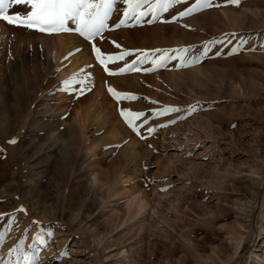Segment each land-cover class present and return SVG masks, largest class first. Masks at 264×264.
Segmentation results:
<instances>
[{
    "label": "rangeland",
    "instance_id": "obj_1",
    "mask_svg": "<svg viewBox=\"0 0 264 264\" xmlns=\"http://www.w3.org/2000/svg\"><path fill=\"white\" fill-rule=\"evenodd\" d=\"M194 3L174 5L151 24L148 16L140 26L129 21L116 28L126 7L119 0L108 28L92 41L75 31L46 34L14 25L22 37L4 42L0 33V77L28 44L23 38L79 37L90 46H75L76 54L87 51L93 61L79 63L87 68L78 78L91 77L83 95L79 84L65 91L54 74L18 99L9 89L0 106V264H18L13 249L21 245L38 264H264V243L256 247L254 235L233 255L242 233L264 225L256 207L264 175V0L239 6L214 0L221 6L179 18ZM113 33L120 36L109 38ZM100 37L106 40L96 44ZM93 45L105 55L134 54L109 62L115 73L109 75ZM184 47L201 62L180 67L173 60L155 71L119 74L140 51ZM22 63L43 74L44 58L30 52ZM109 88L136 99L117 101ZM169 107L180 111L152 116ZM122 109L145 114L136 121L140 135ZM135 197L145 204L129 212ZM128 213L143 214L134 220Z\"/></svg>",
    "mask_w": 264,
    "mask_h": 264
},
{
    "label": "snow or ice",
    "instance_id": "obj_2",
    "mask_svg": "<svg viewBox=\"0 0 264 264\" xmlns=\"http://www.w3.org/2000/svg\"><path fill=\"white\" fill-rule=\"evenodd\" d=\"M186 0H123L126 6L123 10V18L115 25L116 28L129 26V21H134L131 26H140L145 20V17L151 16L147 23L159 21L162 14L168 12L174 5L185 3ZM241 0H227L228 4L239 6ZM119 0H0V21H4L9 25L17 27H24L30 30H35L46 34H59L75 31L81 37L88 41L94 40L108 28V20L113 14L115 6ZM14 5H23L30 9L26 14L15 13L10 14L9 9ZM221 5L215 4L214 0H195V3L187 8L185 11L179 13V18L187 17L199 11L211 8L220 7ZM226 6V5H224ZM176 17H174V20ZM75 24L73 30L68 26L69 22ZM235 36V34H226ZM241 39V44L245 43ZM215 43V41L213 42ZM120 48L119 44L115 45ZM239 47L233 48L232 53L235 54ZM97 61L104 66L105 71L109 75L115 73L109 72L107 64L109 62L123 61L126 57L133 55L132 51L123 50L117 55H105L101 53L100 49L93 45ZM192 50L184 47L180 49H156L151 52L140 51L137 58L131 63L126 64L123 68L119 69V74L131 72H151L160 68H165L170 61L176 60L180 67L194 66L201 62L200 56L189 55ZM203 55H207L205 51ZM150 63L151 68L142 69L141 65ZM91 77L85 76L78 78L73 76L71 79L64 81V90L68 92L74 91V85H81L79 94L83 95L91 90V86L87 83ZM110 94L117 100H134L135 96L129 94H121L109 88ZM195 108H190L189 114ZM178 108H164L160 111L152 113L153 117H159L166 113L179 112ZM121 116L127 125L140 135L139 126L136 124L137 120L145 115L142 112H132L130 110H121ZM146 122V121H145ZM175 123V121H172ZM155 132L154 128H149V133ZM143 138V137H142ZM12 143H15L13 140ZM3 217H0L2 219ZM3 237L0 236V240ZM40 244H44L43 236L36 237ZM23 245L18 249H13V252L20 253L18 255V264H38L36 258L32 255L22 254ZM11 255V253H10Z\"/></svg>",
    "mask_w": 264,
    "mask_h": 264
},
{
    "label": "bare ground",
    "instance_id": "obj_3",
    "mask_svg": "<svg viewBox=\"0 0 264 264\" xmlns=\"http://www.w3.org/2000/svg\"><path fill=\"white\" fill-rule=\"evenodd\" d=\"M11 14H15V13L13 12ZM14 27L11 25H8L7 23H3V22L0 23V33H1V35L4 36V42L8 41V39L11 40L13 35L15 37V34H16V38L22 37V35H21L22 33H20V31H18V29L14 28ZM119 34L120 33H113L112 35L110 34L109 38H112L115 40L120 36ZM23 39H25V41H29L28 44L25 46L19 47L15 51V54L13 55L12 61L10 63H8L9 68L7 69V73H5L2 77H0V106L4 105L7 102V100H8L7 98L9 97V93H10L9 89H12V88L14 89V95L17 98V96L19 97V93L22 90L25 91L26 88L30 89V87H33V85H35V86L42 85L40 83L42 80V76L50 79L49 77L53 76L54 74H57L58 76L61 77L60 83L63 86L64 81L71 79L73 76H79L81 71H83L87 68V66H88L87 64H89L90 62H93L92 59H90V57L88 59L86 58L89 55V53H86L87 51L82 56H80V58L78 55L79 53L76 54L78 51L77 50H76L77 52L75 51V48H74L75 46H80L81 48L85 47L86 50L90 46L89 43H86L85 41H83L79 37L59 36V37H56V38H53L50 40H39L36 38L32 39V40L31 39L28 40L26 38H23ZM102 40H106L105 37L98 38L95 41V43L97 44ZM86 41H88V40H86ZM30 52L32 53L34 59H37L38 57L41 59L44 58L43 74L41 73V70L38 68L39 66H37V65L27 66L25 63H22L19 65V61L27 58L28 55L30 54ZM40 63H42V62H40ZM51 63L53 65H50ZM79 63L86 64L87 66L85 65L84 69H82L80 67ZM95 65H96L95 66L96 70L100 74L102 69L98 66V64H95ZM31 70H32V72H30ZM14 71H17V73H14ZM32 75H33V78L31 77ZM33 79H35V81H33ZM11 83H12V86H11ZM97 182H98V178L96 175H94L93 176V183L96 184ZM258 182H260V184H259L260 187L258 188L259 189V191H258L259 194L257 193L258 205L256 204V207H259L258 209L261 213V217H262V220L264 222V175L260 176V179ZM144 204L145 203L143 202V200L141 198H139V197L133 198V200L128 205L129 212L134 211L135 209L140 210ZM81 207L84 210L85 205L83 204ZM141 214H143V213H128L127 216H128V219H131L133 217V219L135 218L134 220H137V218ZM133 223H135V222H133ZM240 227H242V226H240ZM263 233H264V225L261 227L260 230L250 226L248 228V230H246L244 233H242L243 234L242 236L239 234L241 236V239L238 237L240 239L239 243H237L236 246H234L232 244V246H234L233 248H235L234 251L236 253L233 255L234 256L238 255L237 253H238V250L241 249L242 243L245 242L250 236L254 235L256 237L255 239H256V241H258L256 243V247L261 242L263 244L264 243V241H263V239H264L263 235L264 234ZM236 242L237 241H235V243ZM253 256H254V253H251L250 259L253 258ZM232 260L233 259L231 258L230 261H232ZM219 262H221V261H219Z\"/></svg>",
    "mask_w": 264,
    "mask_h": 264
}]
</instances>
